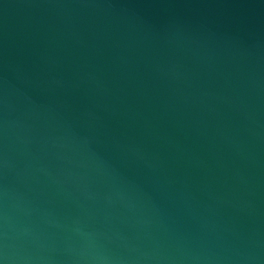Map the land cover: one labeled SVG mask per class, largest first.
Masks as SVG:
<instances>
[{
	"label": "water",
	"instance_id": "obj_1",
	"mask_svg": "<svg viewBox=\"0 0 264 264\" xmlns=\"http://www.w3.org/2000/svg\"><path fill=\"white\" fill-rule=\"evenodd\" d=\"M0 264H264V0H0Z\"/></svg>",
	"mask_w": 264,
	"mask_h": 264
}]
</instances>
